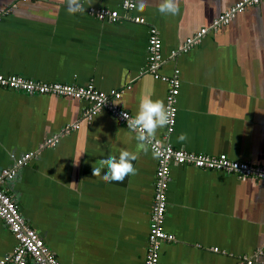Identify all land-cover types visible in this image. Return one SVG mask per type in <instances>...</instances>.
I'll return each instance as SVG.
<instances>
[{"label":"crops","instance_id":"1","mask_svg":"<svg viewBox=\"0 0 264 264\" xmlns=\"http://www.w3.org/2000/svg\"><path fill=\"white\" fill-rule=\"evenodd\" d=\"M239 1L176 0L178 12L165 15L160 0H136L128 13L124 0H81L86 12L70 15L64 0H0V73L121 91L118 105L135 116L142 99L166 103L168 94V83L148 70L154 27L162 40L160 72L181 81L175 127L158 129L155 137L264 166V0L180 51L187 37ZM100 7L118 10L119 19L89 12ZM91 106L86 99L0 86V169L38 152L6 183L7 191L62 264H146L158 158L107 110L84 119ZM74 123L80 127L62 132ZM181 133L186 140L178 139ZM51 136L58 142L40 148ZM121 150L138 155L135 175L122 183L92 176L94 166ZM167 201L164 226L174 240L162 244L159 264H239L244 258L264 264V252L258 254L264 250V179L172 164ZM16 244L0 219V260Z\"/></svg>","mask_w":264,"mask_h":264},{"label":"built area","instance_id":"2","mask_svg":"<svg viewBox=\"0 0 264 264\" xmlns=\"http://www.w3.org/2000/svg\"><path fill=\"white\" fill-rule=\"evenodd\" d=\"M260 1L240 0L221 16L215 18L210 26L203 27L192 36L187 37L180 51H187L192 46L200 43L209 30L218 29L223 24L232 20L237 13L242 12L247 6L258 4ZM135 6L136 0H124L123 2V9L126 13L132 11ZM89 12L101 20L116 21L120 17L118 10L106 7L91 8ZM1 16L2 11L0 10V18ZM132 19L136 22L144 21L140 16H133ZM176 53L174 51L172 55ZM162 61V40L158 30L153 27L150 29L148 40V70L156 78L166 81L169 85L165 105L171 110L172 114V123L166 126L168 131L171 132L175 127L177 119V101L181 81L177 74L168 76L160 72ZM0 86L20 90L29 94H55L89 100L92 106L83 112V118L88 120L101 110H107L125 126H127V120L123 114L127 112L130 117H134L131 112L118 105L117 101L121 98V91L112 90L111 92H106L97 89L93 84L77 86L64 82L38 81L18 75L7 76L0 73ZM79 127L80 123L68 124L64 126L62 132L66 134ZM58 140L59 136L47 137L40 145V148L47 145H54ZM149 146L152 150L158 149L159 155L157 157L156 192L151 209L146 264H159L162 244L174 240V235L168 233L164 226L168 208L167 189L172 164H188L199 168L220 170L228 174H234L239 178L252 177L264 179V166L255 165L248 161L234 160L225 153L209 155L203 152H193L176 148L157 137L154 138L153 144ZM36 153H24L17 159L15 165L0 169V219L13 232L17 240L14 251L2 258L0 264H29L30 262L33 264H62L45 240L22 215L17 202L6 188V183L13 181L17 177L19 167L27 164L30 158L35 156ZM263 252L264 250L261 249L258 254ZM253 263V258H244L239 264Z\"/></svg>","mask_w":264,"mask_h":264},{"label":"clouds","instance_id":"3","mask_svg":"<svg viewBox=\"0 0 264 264\" xmlns=\"http://www.w3.org/2000/svg\"><path fill=\"white\" fill-rule=\"evenodd\" d=\"M67 5V11L70 15L86 12L81 0H64ZM145 5L140 4L141 10ZM159 12L165 15H175L178 12L176 0H160ZM127 120V128L135 133V139L147 146L152 145L156 136L157 130L169 126L172 123L171 110L166 107L162 100H153L151 98L142 99L139 103V108L134 117H130L127 112L124 114ZM179 140L187 139L186 133H181ZM159 150H153V156L158 157ZM138 159V155L128 150H121L118 155H108L100 161V166L93 167L92 176L99 177L105 183L123 182L129 175H135L137 169L133 166V161ZM107 169L103 172L102 170Z\"/></svg>","mask_w":264,"mask_h":264}]
</instances>
